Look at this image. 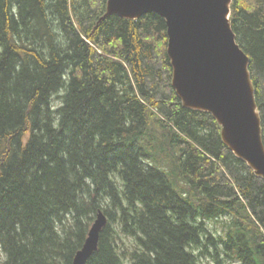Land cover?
I'll return each instance as SVG.
<instances>
[{"label":"trees","instance_id":"1","mask_svg":"<svg viewBox=\"0 0 264 264\" xmlns=\"http://www.w3.org/2000/svg\"><path fill=\"white\" fill-rule=\"evenodd\" d=\"M106 5L0 0V264H73L100 211L87 264H264V179L183 107L165 19ZM231 26L264 142V0Z\"/></svg>","mask_w":264,"mask_h":264},{"label":"water","instance_id":"2","mask_svg":"<svg viewBox=\"0 0 264 264\" xmlns=\"http://www.w3.org/2000/svg\"><path fill=\"white\" fill-rule=\"evenodd\" d=\"M233 0H107L105 14L139 20L158 14L167 24L172 87L186 109L211 114L225 146L264 179V142L250 59L231 26ZM100 211L73 264H87L107 224Z\"/></svg>","mask_w":264,"mask_h":264},{"label":"rangeland","instance_id":"3","mask_svg":"<svg viewBox=\"0 0 264 264\" xmlns=\"http://www.w3.org/2000/svg\"><path fill=\"white\" fill-rule=\"evenodd\" d=\"M60 94H58L57 96L54 97V104H56V106L60 104V101L57 99V97ZM222 224H223V222H221V223H215L213 220L210 221V227H211V229L214 230L215 232H218V233H221L223 231ZM120 244H121V247L122 248H124V247L125 248H128L129 247V244H130V241H129V239H127V238L124 237V243H122L120 241Z\"/></svg>","mask_w":264,"mask_h":264}]
</instances>
